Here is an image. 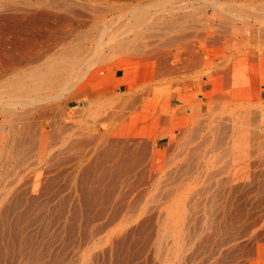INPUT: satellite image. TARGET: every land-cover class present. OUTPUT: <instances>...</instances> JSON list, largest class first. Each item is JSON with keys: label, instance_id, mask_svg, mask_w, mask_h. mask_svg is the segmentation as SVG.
<instances>
[{"label": "rangeland", "instance_id": "rangeland-1", "mask_svg": "<svg viewBox=\"0 0 264 264\" xmlns=\"http://www.w3.org/2000/svg\"><path fill=\"white\" fill-rule=\"evenodd\" d=\"M0 264H264V0H0Z\"/></svg>", "mask_w": 264, "mask_h": 264}, {"label": "bare ground", "instance_id": "bare-ground-1", "mask_svg": "<svg viewBox=\"0 0 264 264\" xmlns=\"http://www.w3.org/2000/svg\"><path fill=\"white\" fill-rule=\"evenodd\" d=\"M232 2H233V1H232ZM154 8H155V7H154ZM138 15H139V14H138ZM138 18L140 19V17H138ZM138 18H137V19H138ZM140 22H143V21H140ZM138 23H139V22H138ZM127 29H128V28H127ZM129 29H130V28H129ZM102 40H103V37L100 39V44H99L98 46H100V45L102 46V44H103V41H102ZM98 48H99V47H98ZM101 51H102V50H101ZM98 55H99V53H98ZM101 56H102V55H101ZM59 65H60V64H59ZM54 72H55V71H54ZM45 77H48V75L45 76ZM45 77H44V78H45ZM42 78H43V77H42ZM48 78H49V77H48ZM40 79H41V78H40ZM46 79H47V78H46ZM46 79H45V80H46ZM42 80H43V79H42ZM49 80H50V79H49ZM45 82H46V81H45ZM142 120H143V119H142ZM140 134H141V133H140ZM185 217H186V216H185ZM165 232H166V231H165ZM165 235H166V234H165ZM196 242H197V241H196ZM176 249H177V248H176ZM190 250H191V249H190Z\"/></svg>", "mask_w": 264, "mask_h": 264}]
</instances>
